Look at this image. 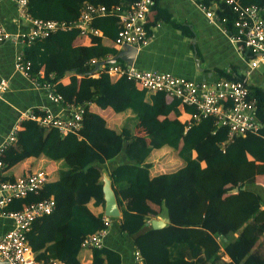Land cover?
I'll return each instance as SVG.
<instances>
[{
	"label": "trees",
	"instance_id": "trees-1",
	"mask_svg": "<svg viewBox=\"0 0 264 264\" xmlns=\"http://www.w3.org/2000/svg\"><path fill=\"white\" fill-rule=\"evenodd\" d=\"M86 2L127 8L135 0H29L28 11L37 18L71 21L79 17ZM241 2L264 7V0ZM217 13L228 18L227 27L232 30V9L220 2ZM118 21L113 13L96 16L92 26L101 34H81L79 28L58 30L25 48L33 71H43L44 80L56 83L67 102L92 104H86L83 127L77 133L63 135L32 119L20 123L16 142L3 154L6 169L28 156L47 157L61 165L38 193L14 198L6 209L21 210L53 196L54 211L37 218L27 232L38 259L82 264L81 250L91 249L94 264H122L117 250L84 247L82 242L105 228L101 166L124 154L125 160L115 166L111 179L122 209L121 228L133 237L143 264H264V250L257 248L264 235V199L254 188L257 177L264 174L263 97L257 88L250 91L248 86L250 98L257 100L256 118L261 127L228 141V127H218L213 116L193 120L195 106L164 92L151 93L124 76L94 71L92 59H107L119 52L103 43V37L115 43ZM85 38L88 44L83 43ZM109 112L131 115L120 127L111 126ZM140 123L146 135L136 133ZM167 152H174L178 167L160 174L156 165L163 168V164L157 161ZM7 170L3 179L18 178L8 176ZM129 191L136 192L140 200L155 197L160 213L170 222L161 229L147 225L150 217L125 208ZM179 199H183L182 206L169 204ZM181 210L185 214L175 212ZM60 229L72 238L70 251L60 245L64 239ZM225 254L229 261L223 258Z\"/></svg>",
	"mask_w": 264,
	"mask_h": 264
},
{
	"label": "built area",
	"instance_id": "built-area-1",
	"mask_svg": "<svg viewBox=\"0 0 264 264\" xmlns=\"http://www.w3.org/2000/svg\"><path fill=\"white\" fill-rule=\"evenodd\" d=\"M12 1L17 7L19 17L27 21L29 25L28 30H21L16 34V43L21 51L16 55L14 69L28 78L36 88L44 89L52 102L62 104L63 111L55 113L49 109L39 108L37 113V110L30 108L22 112L18 122L0 144V216L9 217L14 222L13 228L0 237V258L7 264H67L58 258H50L46 261L38 259L27 237L32 223L37 218L52 213L56 208V200L53 196L25 205L21 210L6 209L14 198L38 193L49 180V173L38 170L13 181L5 180L3 176L7 165L3 154L16 142L20 123L24 119L35 120L44 128H57L63 135L77 133L83 127L85 106L91 105L92 102H67L57 91L56 83L44 80L43 71L37 73L33 71V63L26 58L25 48L36 39L45 38L58 30L79 28L81 34H101L92 26V20L96 16L108 13L116 14L119 19L120 28L115 43L118 46L129 44L140 48L150 39L148 19L156 1L135 0L127 8L119 5L107 7L104 4L86 2L79 17L71 21L34 17L28 11L29 0ZM221 1L227 4L235 14L232 30L226 25L228 23L226 16L222 17L210 9L206 10V15L212 22L220 21L225 26L235 48L251 57L249 69L246 70L243 78L219 77L213 81H197L170 72L139 69L133 64L120 61L104 64L98 70L106 71L113 76H124L149 92H164L180 99L183 104L195 106L197 111L193 114V120L200 121L203 117L213 116L218 127H228V141L248 131L259 130L261 123L256 118L257 100L250 98L248 78L253 69L260 63H264V7L257 4H243L241 0ZM11 36L12 33L0 17V43ZM99 61L101 60L92 59L91 63L96 66ZM9 89V79L0 74V98ZM192 123L190 121L189 127ZM110 221V216L105 215V228L87 236L82 245L102 248ZM135 258L137 264H143V257L138 250L135 251Z\"/></svg>",
	"mask_w": 264,
	"mask_h": 264
},
{
	"label": "crops",
	"instance_id": "crops-1",
	"mask_svg": "<svg viewBox=\"0 0 264 264\" xmlns=\"http://www.w3.org/2000/svg\"><path fill=\"white\" fill-rule=\"evenodd\" d=\"M155 1L148 19L151 36L147 44L138 48V54L133 64L135 67L143 70L170 72L197 81H213L219 77L227 76L231 79L243 78L246 70L249 69L251 57L235 48L229 39L225 26L220 21L212 22L206 15L208 9L218 14V5L223 1ZM0 17L12 33L8 40L0 43V74L10 81V89L0 98L1 144L15 123L18 122L22 112L30 108L37 111L39 108H44L60 113L63 111V105L52 102L44 89L36 88L28 78L14 69L16 55L21 51L20 46L16 43V34L21 30H28L29 25L27 21L19 17L17 7L12 0H0ZM89 42L90 40L87 38L83 41L84 44ZM103 43L109 47L117 48L119 51L122 48V46L115 44L113 38L110 37H103ZM114 56L110 55L108 58ZM63 81L68 83L70 79L68 77ZM248 86L250 91L257 88L258 94L263 97L264 102V63H260L257 68L252 70L248 78ZM109 114V124L119 127L125 117L131 115L130 112L117 115L109 112ZM136 133L146 135V127L140 123L136 127ZM21 151L24 153L23 150ZM123 160H125V156L121 154L102 165L104 176L107 175L111 178L113 169ZM60 165V162L47 157L28 156L11 169H6V172L8 176L19 177L30 170L40 169L47 171L49 178H51L57 174ZM156 167L160 168V174L165 173V170L161 171L160 166L156 165ZM257 183L258 185L254 183V188L260 192L264 199V174L257 177ZM182 200H172L169 204L177 208L182 206V204L180 205ZM124 206L130 211L140 212L150 217L147 225H151L152 219H169L164 213H160V205L152 195L146 200H140L137 198L136 192L129 191ZM175 212L185 214V210ZM103 215L105 216L104 210ZM110 219L108 234L104 237V246L120 252L122 264H137L135 258L137 248L134 245L133 237L121 228L122 216L110 217ZM13 226L14 222L11 218L0 216V237ZM60 230L64 234V239L60 245L66 251H70L73 248L72 238L65 230ZM257 248L258 251L264 250V235L261 237V244ZM223 258L227 261L230 260L227 254ZM79 259L82 264H94L91 249H82ZM0 264L7 263L0 258Z\"/></svg>",
	"mask_w": 264,
	"mask_h": 264
},
{
	"label": "water",
	"instance_id": "water-1",
	"mask_svg": "<svg viewBox=\"0 0 264 264\" xmlns=\"http://www.w3.org/2000/svg\"><path fill=\"white\" fill-rule=\"evenodd\" d=\"M137 54H138L137 47L131 46L129 44H124L117 55H115L112 58H107L99 61L96 64L94 71L101 68L102 65L104 64L114 63L118 60L125 61L128 64H134V60ZM103 192L105 199L104 214L110 217L122 216V209L120 207L117 194L114 190L112 179L109 178L107 175L104 176ZM169 221L170 219L157 218V219H152L150 223L153 228L161 229L165 227L167 222Z\"/></svg>",
	"mask_w": 264,
	"mask_h": 264
},
{
	"label": "rangeland",
	"instance_id": "rangeland-1",
	"mask_svg": "<svg viewBox=\"0 0 264 264\" xmlns=\"http://www.w3.org/2000/svg\"><path fill=\"white\" fill-rule=\"evenodd\" d=\"M157 164H163V168H161V171L165 170V172L172 170V168L174 169L178 167V162L176 160V156L174 155V152L164 153V157L159 158Z\"/></svg>",
	"mask_w": 264,
	"mask_h": 264
}]
</instances>
